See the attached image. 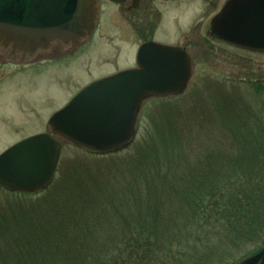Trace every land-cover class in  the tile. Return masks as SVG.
<instances>
[{
  "label": "trees",
  "instance_id": "obj_1",
  "mask_svg": "<svg viewBox=\"0 0 264 264\" xmlns=\"http://www.w3.org/2000/svg\"><path fill=\"white\" fill-rule=\"evenodd\" d=\"M253 88L264 96L263 81ZM229 95L209 94L224 98L215 104L221 129L208 134L221 142L201 149L171 192L144 174L153 157L146 149L119 172L70 170L52 208L38 216L37 207L24 215L20 207L21 216L13 210L0 221V235H9L0 239V264H236L263 248L264 100ZM251 122L257 129L230 132ZM169 132L177 140L166 147L175 155L187 139L183 130L182 139L175 127Z\"/></svg>",
  "mask_w": 264,
  "mask_h": 264
},
{
  "label": "rangeland",
  "instance_id": "obj_2",
  "mask_svg": "<svg viewBox=\"0 0 264 264\" xmlns=\"http://www.w3.org/2000/svg\"><path fill=\"white\" fill-rule=\"evenodd\" d=\"M207 1L215 2L218 11L225 0ZM199 11L205 20L209 14L214 15L216 12L213 7L206 8L202 4L194 11L189 8L188 12L192 14L187 20V28ZM187 15L188 13L186 18ZM168 18L171 19L170 16ZM95 40L99 42L97 46H91L90 50L83 51L74 60L46 67L23 70L18 64L12 63V60L0 59V154L18 141L41 132H49L48 119L66 104L72 94L101 74L127 64L122 61V57H118L120 50L115 46L103 48L100 39L97 37ZM122 46L124 45L121 44V48ZM188 50L193 58V75L187 91L169 100H146L137 136L129 147L114 154L95 155L60 139L62 151L55 182L45 191L29 195L9 193L0 188V221L6 217L10 219L13 210L18 211L16 216H21L27 211L24 208L33 206L38 208L40 216L42 212L39 208H52L53 196L63 187L61 181L70 170L108 172L107 168H112L119 172L126 162L124 160L129 156H135L138 160L139 151L145 149L148 159L153 157L148 165L149 170L144 174L152 178L155 188L163 193L171 192L174 188L170 186L179 184V176L183 174L181 169L185 170L187 163L193 164L201 149L221 142L212 137L209 139L208 134L211 132L217 135L221 129L223 121L215 110V104L224 98L210 100V93H230L226 98L235 95L241 101L243 99L254 104L258 100L260 102L261 98L264 100V96H259L253 88L254 82H264V53H252L220 44L189 46ZM175 111L177 113L170 117ZM164 127L167 128L166 131L157 134V129L162 130ZM170 127L179 131L181 139L183 136L180 132L183 130L184 139H187L184 146L178 140L175 155H172L171 147H166L177 140L170 134ZM238 128L257 129L252 122L249 125L239 123L232 125L230 132L237 131ZM185 150L188 154L183 155ZM20 207L23 208L21 215ZM35 215L37 213L33 217ZM1 236L7 239L9 235L4 231L0 239Z\"/></svg>",
  "mask_w": 264,
  "mask_h": 264
},
{
  "label": "water",
  "instance_id": "obj_3",
  "mask_svg": "<svg viewBox=\"0 0 264 264\" xmlns=\"http://www.w3.org/2000/svg\"><path fill=\"white\" fill-rule=\"evenodd\" d=\"M97 0H0V48L22 59L49 50L53 40H82L95 27ZM207 34L249 52L264 53V0H226ZM181 50V51H179ZM140 67L83 87L48 121L50 132L27 137L0 154V186L34 193L54 180L67 140L100 154L129 146L142 103L183 94L193 74L191 58L175 46H142ZM238 264H264V248Z\"/></svg>",
  "mask_w": 264,
  "mask_h": 264
},
{
  "label": "flooded vegetation",
  "instance_id": "obj_4",
  "mask_svg": "<svg viewBox=\"0 0 264 264\" xmlns=\"http://www.w3.org/2000/svg\"><path fill=\"white\" fill-rule=\"evenodd\" d=\"M186 4L188 9L192 8L193 11L200 4L206 8L213 7L215 11L217 8L215 2L207 0H97L96 25L88 38L82 41L71 40L68 43L55 39L48 52H39L29 61L22 59L11 48L5 50L0 48V59L12 60V63L18 64L23 70L26 67L30 69L46 67L48 64L41 65V63L47 61L48 57L53 58L55 65L72 61L83 51L90 50L91 46H97L99 42L95 39L98 37L102 43L101 47L115 46L120 50L118 57H122V61L127 63L114 71L100 75L103 76L140 67L138 55L141 46H175L188 52L189 46L217 44L232 46L217 41L207 34L209 23L218 11L214 15L209 14L206 20L201 17L202 13L199 11L187 28V20L192 13L188 12ZM186 13H188L187 18ZM169 16L171 19L168 18ZM166 18L169 20L165 21ZM121 44L124 45L123 48Z\"/></svg>",
  "mask_w": 264,
  "mask_h": 264
},
{
  "label": "bare ground",
  "instance_id": "obj_5",
  "mask_svg": "<svg viewBox=\"0 0 264 264\" xmlns=\"http://www.w3.org/2000/svg\"><path fill=\"white\" fill-rule=\"evenodd\" d=\"M31 70V69H30Z\"/></svg>",
  "mask_w": 264,
  "mask_h": 264
}]
</instances>
